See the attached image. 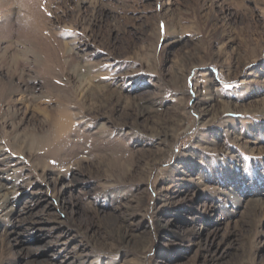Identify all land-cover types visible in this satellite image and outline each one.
Here are the masks:
<instances>
[{"label": "rangeland", "instance_id": "1", "mask_svg": "<svg viewBox=\"0 0 264 264\" xmlns=\"http://www.w3.org/2000/svg\"><path fill=\"white\" fill-rule=\"evenodd\" d=\"M0 264H264V0H0Z\"/></svg>", "mask_w": 264, "mask_h": 264}]
</instances>
